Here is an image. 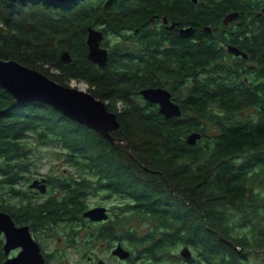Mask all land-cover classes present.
Masks as SVG:
<instances>
[{"label":"trees","instance_id":"1","mask_svg":"<svg viewBox=\"0 0 264 264\" xmlns=\"http://www.w3.org/2000/svg\"><path fill=\"white\" fill-rule=\"evenodd\" d=\"M192 5L191 0L65 3L0 0V59L34 69L64 87H69L72 80L86 84L87 93L103 102L108 112L117 115L120 129L113 137L128 144V149H117L93 130L67 119L48 105L14 106L0 92L1 189H9L13 197L22 174L30 172L32 164L23 160L22 151L29 133L35 135L33 138L39 146L56 141L54 144L66 151L62 163L68 162L78 171L77 176L80 171L88 175L55 186L63 195L39 206L38 221L68 217L71 227L78 225L84 210L82 198L91 187L96 191L100 186L98 182L93 185L90 182L89 178L95 177L99 183L107 181L100 187L132 197L135 215L147 217L153 223L158 221L164 224V231L170 232L161 235L148 232L140 236L135 230L126 234L124 240L130 246L141 245L138 238L151 243L160 236L157 243L146 248L145 253L151 259L144 258V263L168 264L172 259H156V256L166 249H175L176 244L182 249L187 247L195 256L197 262L194 259L191 264H244L247 256L243 248L264 250V234L252 237L261 241L258 245H248L243 239L253 235L254 223L259 218L256 214L264 210L258 206L257 193L264 192V113L257 123L251 120L245 124L238 114L243 106L254 103V89L246 88L248 96L241 100L242 84H228V89L220 87L215 93L207 86H198L182 102L181 116L171 119L156 115L153 107L154 115L144 113L150 106L138 95L139 90L154 86L148 77L174 76L169 62L152 63V71L147 74L141 53L142 47L149 43L145 39L148 20L158 15L181 23L206 24L207 11ZM89 27L101 30L106 39H117L113 45L116 52L109 56L104 68L87 59ZM168 33L170 38H179L175 32L156 31L150 37L154 49L158 48L159 35ZM132 38L137 40L133 44ZM258 41L260 51L256 53V44L252 42L250 54L253 57L262 54L259 57L264 58V34ZM125 45L135 48H120ZM182 45L197 55L191 60L197 61L194 68L203 66L199 62L206 50L209 49L208 57L215 53L204 43L196 47ZM64 51L71 58L68 64L60 59ZM224 72L221 66L213 69V74ZM175 101L179 102L177 98ZM119 102L123 104L120 111L116 108ZM206 125L216 133L209 134ZM193 131H201L203 136L195 146H188L185 137ZM144 197L147 201L142 200ZM57 201L61 205L53 203ZM143 203L147 206H142ZM245 209L251 210L248 216ZM45 210L49 211L48 216ZM29 216L23 211L16 215L23 220ZM250 227L251 235H248ZM106 230L105 236L111 237L113 244H121V235L115 236L113 227ZM242 230L247 233L242 235Z\"/></svg>","mask_w":264,"mask_h":264},{"label":"flooded vegetation","instance_id":"2","mask_svg":"<svg viewBox=\"0 0 264 264\" xmlns=\"http://www.w3.org/2000/svg\"><path fill=\"white\" fill-rule=\"evenodd\" d=\"M191 3L193 4V7H199L200 9H205L207 11L208 14L205 18L206 24L200 23L198 26L196 23H193V21L181 23L179 20H172L166 16L158 15H154L148 20V24L150 25L148 26L145 39L146 41H149V43H146V47H142L143 51L141 53L144 54L143 58L145 59V69L147 74L151 73L152 71L150 66L152 63L160 62L166 64L169 62V70L174 71V76L167 74L160 75L159 77L152 79L148 77V82L154 86H147L143 89L159 88L166 90L170 94L171 102L177 105L181 112V104H183L182 102L190 98V93L193 92V90L198 86H207L209 91L215 93V90L219 89L220 87L228 89V84H242V93H239L240 99L245 100L247 98L248 92L246 93L244 91L246 88H253L254 103H248L246 104L247 106H243V108L239 110L238 114L239 116H242L239 118V120H241L242 124H245L251 120H254L256 121L255 123H257L264 113V58L259 57L262 56V54L255 55L253 57L250 54V48L252 42H254L256 44V53L260 51L257 46L260 43L258 38L264 34V0H191ZM220 10L223 11L220 12ZM231 13H237L238 17L235 20L224 24L223 20ZM164 19H166L165 23ZM172 25L174 27L170 29ZM162 29H165L166 32H175L179 38H170L169 33L168 35L161 34L159 35L160 41L158 48L154 49L151 44L150 37L152 34H156V31H161ZM188 29L191 30V34H189L188 37L180 36L179 31ZM93 30L101 32L99 29ZM136 32L137 31H135V33ZM101 33L103 34V32ZM103 37L104 38L101 41L99 47L106 51L108 63L109 56L112 53H115L116 50L113 45H107L105 43L106 37L104 35ZM135 41L137 40L132 38L130 43L133 44ZM183 43H186V46L191 45L192 47H196L199 43H204L205 45L210 46V48H212L215 53L213 56L208 57L207 53L209 52V49L206 50L205 53L201 55V60L199 62L203 63V66L200 68H194L193 66L196 65L197 61L191 60L196 58L197 55L189 53V50L183 47ZM229 47L237 49L246 57H243L241 54L235 55L229 50ZM120 48L133 49L135 46L125 45ZM94 65H96L98 68H101L97 64ZM217 66L223 67L225 72L221 74H213V69ZM162 86H168V88ZM140 91L141 90L138 91V95L148 106H150V109L144 110V113L151 115H154L155 113L156 115H159V106L157 104H150L145 101L141 97L139 93ZM249 94L251 95V92H249ZM176 98L179 100V102L175 101ZM118 105L123 106V104L119 102L116 105L117 110L120 111L118 109ZM152 107L154 108V113L152 111ZM225 111L228 112L227 110ZM249 112L253 113V116L249 117ZM193 132H199L202 138L203 132ZM29 171L31 172V169H29ZM30 172H26V176L22 175V179L20 180L16 189L13 190V197L11 196L9 189L0 190V216L5 215L9 217L14 229H26L25 232L28 234V236L25 232L23 234H18V240H14V243L9 244L6 240L7 233L3 231V229L1 230L0 217V264H66L67 262L65 253L59 250V248L52 247V249L50 241L53 239V232L57 231L54 230L52 226L57 223L64 224V226L68 225V217H61L59 220L41 219L38 221L37 215V209L41 204H45L51 199H58L63 195V193L61 191H57V189H54V187L58 184L55 182V180L49 177L51 175L47 174L44 175V177L36 176L32 179H29V176L31 175L29 174ZM58 177L64 180L69 179L68 174H62ZM97 178H102V176H97ZM33 181H43L45 191L42 193L37 188L30 189L29 185ZM97 182V186L107 184V181H103L104 183H99V180H97ZM100 186L97 187L96 192H104L108 197H114L120 200H129L130 202L121 203L116 207H118L120 211H125L126 213L130 214L133 213L132 207L134 200L132 197L126 193H113L108 188H103ZM48 191L51 192L50 195H48ZM257 193L259 195L258 206L262 208L264 207V192L259 191ZM85 198L86 197H83L81 200L84 203V210L81 212L78 225L73 226L82 228L81 231L83 232V235L87 236V239H89L91 244L99 240L112 243V238L106 237L105 235L107 234H105V232H107V228H114V225L118 223L117 221L111 220L113 217L112 211L117 208H114V205L106 206L103 204L87 206L85 204ZM53 203L61 205L59 201ZM96 208H103L105 210V220L91 221L88 218H83L82 214L85 211ZM21 211L30 214L29 218L23 220L21 217H16V215L20 214ZM45 211V216H48L49 211ZM47 212L48 214H46ZM244 212L248 216L251 213V210L248 212L247 209H245ZM256 215L259 218L256 219V222L253 226L255 228V232L252 236L243 238L248 243V245H258L261 243V241L259 242L258 239H253L252 237H255V234H264V210H262L260 213H257ZM124 223L126 222H123V224ZM151 229H154L153 233L157 234V230L159 231L165 229V227L164 224H160L158 221H155ZM248 229V235H251V227ZM246 233V230L241 231L242 235H245ZM126 234L133 233H122L120 237L121 244L112 243V246H110L109 253H111L112 258L125 264H140L145 259H151L147 257L148 255L145 253V250L147 247H150L152 243H157L160 240V236L154 237L153 241L155 242L151 243L145 242V238H138V241L142 242L141 245L130 246L131 243H129L127 240H124L126 239ZM65 236H67V234ZM56 238L58 241L61 240L59 237ZM118 245H120L125 252H129V256H127L125 259L113 254L115 251L114 249H116ZM35 247L38 248V252H36ZM179 249H182V247ZM243 250L246 253L247 260L250 255L264 256V250L262 249H252L246 247L243 248ZM180 252L179 256H176V259L180 262L179 264H191L190 261L192 259L185 260L182 258L183 260L187 261L186 263H183L179 259L181 258ZM120 253L122 254L123 252ZM163 256H165L164 253H159L156 256V259H160ZM163 258L167 257L165 256ZM90 259L92 264H107L105 259L94 257H90ZM171 259L175 260L172 257ZM243 263L245 264V261H243Z\"/></svg>","mask_w":264,"mask_h":264},{"label":"water","instance_id":"3","mask_svg":"<svg viewBox=\"0 0 264 264\" xmlns=\"http://www.w3.org/2000/svg\"><path fill=\"white\" fill-rule=\"evenodd\" d=\"M10 2H20L22 0H8ZM48 2H69L72 0H36ZM238 17L237 13H231L223 20L227 24ZM166 19H164L165 23ZM172 25L170 27L173 28ZM86 44L88 47L87 59L103 68L107 65V53L99 47L103 40V34L91 28L87 30ZM180 36L188 37L191 30L179 31ZM229 50L235 55L244 54L233 47ZM61 62L68 64L71 58L68 52H61ZM0 92L5 94L9 101L14 106L25 105L30 103H42L50 106L56 112L62 114L67 119L84 125L90 130L96 132L100 138L106 140L113 147L117 149H128V144H125L121 139L113 137V133L120 129L117 115L107 111L105 104L100 100L95 99L91 94L75 89L72 87H64L44 76L42 73L23 66L13 60L0 59ZM141 97L150 104H157L159 106L158 113L166 119L179 118L181 115L180 109L170 100V94L164 89H143L140 92ZM201 139L199 132L189 133L186 137V144L188 146L196 145L197 141ZM43 181H33L30 189L37 188L40 192L45 191ZM103 208H96L85 211L82 216L91 221H103L106 219ZM1 230L5 231L6 240L9 244L18 240V234H23L26 229H14L9 217L1 215ZM5 218V219H4ZM3 221V222H2ZM12 228V229H11ZM26 233V232H25ZM27 234V233H26ZM28 236V234H27ZM29 238V237H28ZM15 240V241H14ZM35 247L36 252L38 248ZM123 252L122 256L125 259L129 256V252L118 245L113 254ZM125 256V257H124ZM21 257V256H20ZM180 257L185 260L192 259L191 252L187 247L180 252ZM19 262V261H18ZM13 264V263H12Z\"/></svg>","mask_w":264,"mask_h":264},{"label":"rangeland","instance_id":"4","mask_svg":"<svg viewBox=\"0 0 264 264\" xmlns=\"http://www.w3.org/2000/svg\"><path fill=\"white\" fill-rule=\"evenodd\" d=\"M107 40H108V45H114L117 42V39L114 37H108V39L105 40V43L107 42ZM68 86H71L72 88L75 89L88 91V87L86 84L77 83L73 80L69 82ZM121 108L122 106L118 105V109L121 110ZM251 116H253V113L249 112V117ZM240 117L242 116L240 115ZM205 127L208 129L207 131L209 134L216 133V130H213L211 126L206 125ZM34 136H35L34 134L31 133L28 134L29 140L24 143L23 145L24 148L22 150L24 153L23 160L26 163L29 162L30 164H32V166L30 167L31 172L29 174L31 175L29 176V179H32L36 176L44 177V175L48 174L51 175L49 177L55 180L57 184L60 183L69 184L71 178L88 176L84 172L81 173V171L79 172V176H77L78 171L73 169V167L68 162L62 163L63 160L66 159L65 157L66 151L60 148V145L54 144L56 141H51L49 145L39 146L35 141V139L33 138ZM62 174H68L69 179L64 180L58 177L61 176ZM22 175L26 176L25 174ZM94 178L92 177L89 178L92 185L94 183L95 184L97 183L96 178L95 179ZM79 179L83 180V178L82 179L78 178V180ZM94 190L95 189L91 187V189L87 192L88 195L85 198V204L87 206H93L98 204H103L106 206L114 205V208H117L114 211H112L113 217L111 218L112 221L118 222L116 225H114L115 236L117 235L119 236L124 232L134 233L135 230L138 232L140 236H143L148 232L150 233L153 232L154 229H151L153 227V221H151L149 218L147 217L140 218L138 215H135L134 213L132 214L126 213L125 211H120V209L116 207L119 206L121 203L130 202L129 200H120L118 198L108 197L106 193L96 192ZM57 191L62 192V190L59 189H57ZM50 194L51 192L48 191V195ZM142 200L147 201L145 197ZM142 206L146 207L147 204L143 203ZM141 212L145 213L147 211L142 210ZM123 222H126V224L124 225ZM70 225L71 224L64 226V224H58V223L53 225L52 228L57 231L53 232V239H51L50 241L51 248L52 247L59 248V250L65 253L66 262H67L66 264H92L90 257L105 259L107 261V264H125L123 262H120L112 258L111 253H109V248L110 246H112V243L99 240L91 244L89 242V239H87V236L83 235V232L81 231L82 228L78 226L71 227ZM165 232H169V231H164L163 229L159 231L157 230V235H161ZM66 234L67 236H65ZM56 237H59L61 240L58 241ZM176 245L177 247L175 249L173 250L170 249L168 251L166 249L163 252L168 259H171V257L175 259L169 262L168 264L180 263L179 260L176 259V256H179V252L181 249H179L180 247H178L179 246L178 244ZM115 255L122 256L120 252H118ZM163 257H161L160 259H162ZM193 258L197 262L195 256H193ZM179 259L183 263L187 262L182 258ZM140 264H150V263L149 262L144 263V261H142ZM245 264H264V256L250 255L248 260L245 262Z\"/></svg>","mask_w":264,"mask_h":264},{"label":"clouds","instance_id":"5","mask_svg":"<svg viewBox=\"0 0 264 264\" xmlns=\"http://www.w3.org/2000/svg\"><path fill=\"white\" fill-rule=\"evenodd\" d=\"M69 87H71V86H69ZM81 91H84V92H87V91H85V90H81ZM182 250V249H181ZM191 257H192V260H194V258H193V256L191 255Z\"/></svg>","mask_w":264,"mask_h":264}]
</instances>
